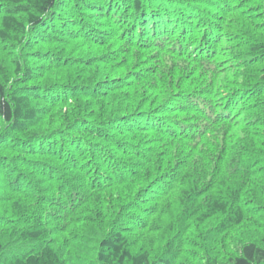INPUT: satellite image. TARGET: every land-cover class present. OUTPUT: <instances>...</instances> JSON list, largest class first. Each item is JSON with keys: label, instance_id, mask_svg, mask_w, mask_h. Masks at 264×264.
Masks as SVG:
<instances>
[{"label": "trees", "instance_id": "obj_1", "mask_svg": "<svg viewBox=\"0 0 264 264\" xmlns=\"http://www.w3.org/2000/svg\"><path fill=\"white\" fill-rule=\"evenodd\" d=\"M0 264H264V0H0Z\"/></svg>", "mask_w": 264, "mask_h": 264}]
</instances>
